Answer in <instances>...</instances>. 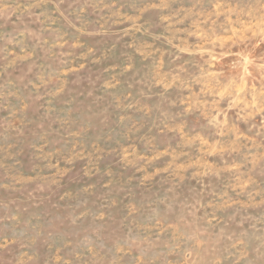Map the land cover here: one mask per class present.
<instances>
[{"label":"rangeland","instance_id":"obj_1","mask_svg":"<svg viewBox=\"0 0 264 264\" xmlns=\"http://www.w3.org/2000/svg\"><path fill=\"white\" fill-rule=\"evenodd\" d=\"M0 264H264V0H0Z\"/></svg>","mask_w":264,"mask_h":264}]
</instances>
